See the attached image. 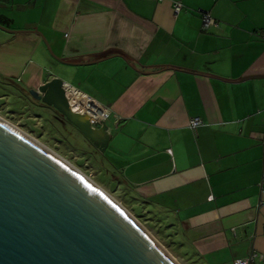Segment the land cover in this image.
<instances>
[{
    "label": "crops",
    "instance_id": "crops-1",
    "mask_svg": "<svg viewBox=\"0 0 264 264\" xmlns=\"http://www.w3.org/2000/svg\"><path fill=\"white\" fill-rule=\"evenodd\" d=\"M17 6L0 80L44 107L28 89L59 76L107 108L108 157L132 206L183 256L234 264L256 252L264 264V0ZM201 11L217 24L203 28Z\"/></svg>",
    "mask_w": 264,
    "mask_h": 264
},
{
    "label": "water",
    "instance_id": "water-1",
    "mask_svg": "<svg viewBox=\"0 0 264 264\" xmlns=\"http://www.w3.org/2000/svg\"><path fill=\"white\" fill-rule=\"evenodd\" d=\"M64 85L54 75L28 93L103 153L110 125L72 109ZM24 135L0 120V264H175L93 183Z\"/></svg>",
    "mask_w": 264,
    "mask_h": 264
},
{
    "label": "rangeland",
    "instance_id": "rangeland-1",
    "mask_svg": "<svg viewBox=\"0 0 264 264\" xmlns=\"http://www.w3.org/2000/svg\"><path fill=\"white\" fill-rule=\"evenodd\" d=\"M19 1L23 2L24 0H14L12 6L0 5V24L3 27L15 28L9 26L12 25L9 23L11 19L14 22H21L22 16L18 15L27 7H18L17 2ZM7 31L0 27V35L8 34ZM2 39L0 36V41ZM0 120L16 131L34 139L36 143L45 146L54 155L55 153L58 154L59 156H55L65 160V163L71 164L70 166L74 170L105 190L114 200L113 202L121 205L123 207L121 209L126 211L132 220H135L134 222L142 227V230L168 254L174 263L200 264L197 260H192L186 255L183 256L173 243L167 241V235L162 230L164 226L161 228L157 221L148 217L145 212L137 211L138 207L132 206L128 192L120 181L118 172H116V167L109 160L108 149L103 153L94 149L84 138L76 135L74 132L76 130L72 126L69 124L64 126L58 119L56 111L47 106L37 105L16 87L0 80Z\"/></svg>",
    "mask_w": 264,
    "mask_h": 264
},
{
    "label": "built area",
    "instance_id": "built-area-1",
    "mask_svg": "<svg viewBox=\"0 0 264 264\" xmlns=\"http://www.w3.org/2000/svg\"><path fill=\"white\" fill-rule=\"evenodd\" d=\"M182 7L181 2L179 1H174L173 2V10L174 12H178L180 8ZM201 16H202V27L203 28H208L210 25H216L217 21L211 16V14L208 11H201ZM263 38H264V30H263ZM65 88V94L70 100L69 94H73L75 92L80 93L81 95V101L83 105L86 107V110L83 112H88L91 116L90 122L93 126H97L100 124L102 120H106L108 116V109L102 106L100 103H98L96 100H94L91 96L83 93L82 91L78 90L77 88L71 86V85H64ZM70 103V102H69ZM71 105V104H70ZM94 110H99L101 112V116L98 118L92 119V112ZM96 108V109H95ZM92 109V110H91ZM201 124V119L194 117L189 120V127L195 128L198 125ZM263 143V152H264V138L262 140ZM260 186V191L264 192V155H263V167H262V176L261 180L259 182ZM258 257L256 252H251L247 257L245 258H235L234 259V264H256L255 259ZM264 258V255L262 256Z\"/></svg>",
    "mask_w": 264,
    "mask_h": 264
},
{
    "label": "bare ground",
    "instance_id": "bare-ground-1",
    "mask_svg": "<svg viewBox=\"0 0 264 264\" xmlns=\"http://www.w3.org/2000/svg\"><path fill=\"white\" fill-rule=\"evenodd\" d=\"M69 96H70V100H69V102H70V104H71V106H72V109H74V110H78V111H80V112H83V111H85L86 110V107L83 105V103H82V99H81V95L78 93V92H75V93H73V94H69ZM91 108H93V107H91ZM96 109V108H95ZM92 110V109H91ZM93 110H94V108H93ZM100 114H101V112H99V110H94L93 112H92V119H94V118H98V117H100ZM2 122H4V121H2ZM5 123V122H4ZM5 124H7V123H5ZM15 130V129H14ZM18 132V131H17ZM19 133L20 134H22L23 135V133L22 132H20L19 131ZM25 136V135H24ZM32 139V138H31ZM32 140H34V139H32ZM36 142V141H35ZM37 144H39V143H37ZM41 145V144H40ZM41 146H43V145H41ZM44 148H46L45 146H43ZM47 149V148H46ZM51 152V151H50ZM55 155H58V154H56L55 153ZM59 156V155H58ZM62 159V158H61ZM63 161V160H62ZM65 161V160H64ZM63 161V162H64ZM71 165V164H70ZM72 168V167H71ZM72 169H74V168H72ZM76 171V170H75ZM84 176V175H83ZM85 177V176H84ZM86 178V177H85ZM87 180H89V182H93L91 179H89V178H86ZM93 184L107 197V198H109L112 202L114 201V200H112V198H110V196H109V194L105 191V190H103L100 186H98L97 184H95V182H93ZM114 203V202H113ZM116 204V203H115ZM116 205H118V206H120V208L122 207L121 205H119L118 203L116 204ZM123 208V207H122ZM123 210V209H122ZM125 213H126V211H124ZM126 215L127 216H129L127 213H126ZM130 217V216H129ZM131 218V217H130ZM132 219V218H131ZM135 221V220H134ZM138 226H140L139 224H137ZM140 228H142L141 226H140ZM176 264V263H175Z\"/></svg>",
    "mask_w": 264,
    "mask_h": 264
}]
</instances>
